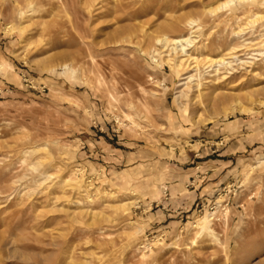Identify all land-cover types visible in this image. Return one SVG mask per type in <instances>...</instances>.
<instances>
[{
    "label": "rangeland",
    "instance_id": "rangeland-1",
    "mask_svg": "<svg viewBox=\"0 0 264 264\" xmlns=\"http://www.w3.org/2000/svg\"><path fill=\"white\" fill-rule=\"evenodd\" d=\"M227 1L0 0V264H264V0ZM185 32L254 71L196 88Z\"/></svg>",
    "mask_w": 264,
    "mask_h": 264
},
{
    "label": "bare ground",
    "instance_id": "bare-ground-1",
    "mask_svg": "<svg viewBox=\"0 0 264 264\" xmlns=\"http://www.w3.org/2000/svg\"><path fill=\"white\" fill-rule=\"evenodd\" d=\"M232 3L233 0H229L224 4H221L220 8H225L226 6H229ZM259 18H264V14L256 13L253 15V17L250 18L249 21L250 22L255 21V19H259ZM178 23H180L181 25L183 24L184 26H188L189 28L192 29L193 26H195L196 24V20L190 18V19L179 20ZM172 27H174V29H177L179 25L177 24L176 26H169V28ZM192 37L189 32L188 33L185 32L174 38H170L168 35L162 34L161 36L156 37L155 43L161 44L163 48H166L171 52V53L169 52V54L166 53L163 59V61L167 63L170 67H173L172 66L173 63L174 67L176 68H183V69L190 68V70L194 71L193 74L188 75L186 78L190 82H193L196 88L199 89L201 87L200 90H203L204 84L207 87L206 85L208 83L206 77L207 75L214 77L213 78L214 80L220 78L218 77L220 70L223 71L222 78L228 74L233 75L234 73L238 72V70H246V72H252L253 69L247 70V68H250L251 65L253 64L252 61L247 60V58L245 59L240 58V55L237 54V51L239 49L233 48L230 49V51H228L227 53L218 54L214 58L209 57L204 53V49L206 48L205 43L198 44L197 41ZM191 49L192 51H194V53L190 51ZM245 51H248L247 54L252 55L251 53L252 49H250L249 47L246 46ZM157 55H160V53H158ZM60 68L70 69L71 73H73L74 71V69L67 64H61ZM232 110L247 111L248 109L239 102L237 97ZM213 218L214 217L210 216L209 220H212ZM198 225H200V223L195 224L194 227ZM201 233L202 231L200 230L197 232V235Z\"/></svg>",
    "mask_w": 264,
    "mask_h": 264
},
{
    "label": "crops",
    "instance_id": "crops-1",
    "mask_svg": "<svg viewBox=\"0 0 264 264\" xmlns=\"http://www.w3.org/2000/svg\"><path fill=\"white\" fill-rule=\"evenodd\" d=\"M216 168H217V166L209 167L208 169H206V171H205L206 173L205 174H209L211 171H214ZM195 171H196L195 173H199L198 170H195Z\"/></svg>",
    "mask_w": 264,
    "mask_h": 264
}]
</instances>
